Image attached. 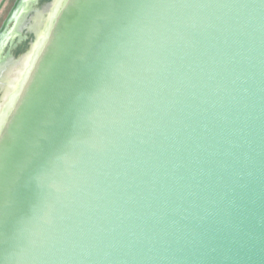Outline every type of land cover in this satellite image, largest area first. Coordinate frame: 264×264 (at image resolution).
<instances>
[{
	"label": "water",
	"instance_id": "water-1",
	"mask_svg": "<svg viewBox=\"0 0 264 264\" xmlns=\"http://www.w3.org/2000/svg\"><path fill=\"white\" fill-rule=\"evenodd\" d=\"M44 1L0 58V264H264V0Z\"/></svg>",
	"mask_w": 264,
	"mask_h": 264
},
{
	"label": "flooded vegetation",
	"instance_id": "flooded-vegetation-1",
	"mask_svg": "<svg viewBox=\"0 0 264 264\" xmlns=\"http://www.w3.org/2000/svg\"><path fill=\"white\" fill-rule=\"evenodd\" d=\"M11 2V5L6 12L5 16L0 22V31L4 26V23L10 22L8 24V27L5 29V43L4 47L0 52V58H2L7 53L10 54V56H17L20 54L26 43H28V39L31 34H33L32 30L30 29L32 25V15H34V11L38 9V7H42V5L45 4V1L43 0H26L25 3H23L22 7L19 9V12L13 17L12 21H10V13L15 6V3L17 0H2L0 2V9L1 7L7 3L9 4ZM44 2V4H43ZM23 11L25 12H21ZM30 9V10H29Z\"/></svg>",
	"mask_w": 264,
	"mask_h": 264
}]
</instances>
